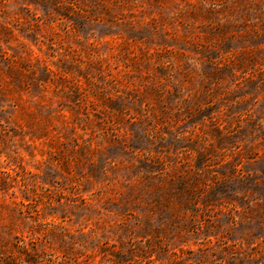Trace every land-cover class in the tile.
I'll return each instance as SVG.
<instances>
[{"label":"rangeland","instance_id":"1","mask_svg":"<svg viewBox=\"0 0 264 264\" xmlns=\"http://www.w3.org/2000/svg\"><path fill=\"white\" fill-rule=\"evenodd\" d=\"M0 264H264V0H0Z\"/></svg>","mask_w":264,"mask_h":264}]
</instances>
